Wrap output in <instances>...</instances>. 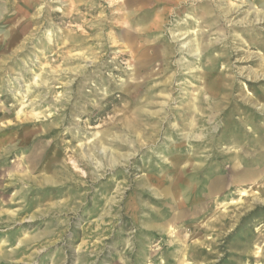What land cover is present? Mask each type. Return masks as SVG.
Segmentation results:
<instances>
[{
  "label": "rangeland",
  "instance_id": "rangeland-1",
  "mask_svg": "<svg viewBox=\"0 0 264 264\" xmlns=\"http://www.w3.org/2000/svg\"><path fill=\"white\" fill-rule=\"evenodd\" d=\"M0 264H264V0H0Z\"/></svg>",
  "mask_w": 264,
  "mask_h": 264
}]
</instances>
